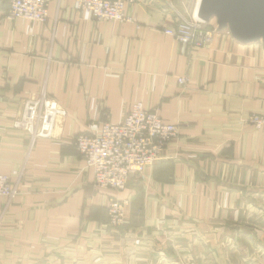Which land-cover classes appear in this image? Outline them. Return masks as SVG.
<instances>
[{"label":"crops","instance_id":"1","mask_svg":"<svg viewBox=\"0 0 264 264\" xmlns=\"http://www.w3.org/2000/svg\"><path fill=\"white\" fill-rule=\"evenodd\" d=\"M47 1L31 23L7 20L0 0V173L20 175L19 195L0 198V264H264V138L247 122L264 112L263 45L214 19L207 48L165 35L172 8L190 19L199 0H135L125 23ZM41 91L64 114L32 141L14 123ZM135 103L179 135L123 191L98 190L74 140ZM113 197L129 201L117 231Z\"/></svg>","mask_w":264,"mask_h":264},{"label":"built area","instance_id":"2","mask_svg":"<svg viewBox=\"0 0 264 264\" xmlns=\"http://www.w3.org/2000/svg\"><path fill=\"white\" fill-rule=\"evenodd\" d=\"M9 21L23 19L31 23H44L48 17L47 0H7ZM78 13H84L95 22L125 23L130 18L125 14V6L135 0H71ZM176 16L174 27L163 28L165 35L172 37L179 45L189 48L210 46L217 29H206L205 24L195 16L187 19L182 12L172 8ZM187 77L177 78L184 87ZM63 115L54 102L41 91L38 96L23 100L20 118L14 123L31 136L33 141L40 137H50L52 119ZM247 122L262 133L264 138V112L252 114ZM176 125L164 123L155 112H149L135 103L119 123L105 122L99 130L91 134H79L74 147L93 172V186L98 190L121 192L127 181L141 175L146 168L155 164L166 147L177 139ZM20 193V175L14 179L0 173V198L8 202ZM129 201L110 198L107 202V226L112 231L120 230L126 222Z\"/></svg>","mask_w":264,"mask_h":264},{"label":"water","instance_id":"3","mask_svg":"<svg viewBox=\"0 0 264 264\" xmlns=\"http://www.w3.org/2000/svg\"><path fill=\"white\" fill-rule=\"evenodd\" d=\"M197 18L214 19L218 30L227 29L238 42L264 47V0H201Z\"/></svg>","mask_w":264,"mask_h":264},{"label":"bare ground","instance_id":"4","mask_svg":"<svg viewBox=\"0 0 264 264\" xmlns=\"http://www.w3.org/2000/svg\"><path fill=\"white\" fill-rule=\"evenodd\" d=\"M201 0H199V3H200ZM197 12H198V6H197V9H196V12H195V16L197 17ZM60 115L56 114L54 116V119L58 120L57 118H59Z\"/></svg>","mask_w":264,"mask_h":264},{"label":"rangeland","instance_id":"5","mask_svg":"<svg viewBox=\"0 0 264 264\" xmlns=\"http://www.w3.org/2000/svg\"><path fill=\"white\" fill-rule=\"evenodd\" d=\"M186 7V6H185ZM177 10V9H176ZM177 12H180L179 10H177ZM193 16V14H191V17ZM191 19V18H190Z\"/></svg>","mask_w":264,"mask_h":264}]
</instances>
